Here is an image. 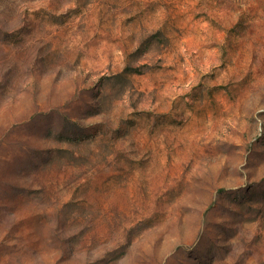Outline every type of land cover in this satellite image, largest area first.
<instances>
[{
  "label": "rangeland",
  "instance_id": "374dc122",
  "mask_svg": "<svg viewBox=\"0 0 264 264\" xmlns=\"http://www.w3.org/2000/svg\"><path fill=\"white\" fill-rule=\"evenodd\" d=\"M0 264H264V0H0Z\"/></svg>",
  "mask_w": 264,
  "mask_h": 264
}]
</instances>
